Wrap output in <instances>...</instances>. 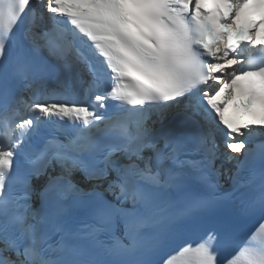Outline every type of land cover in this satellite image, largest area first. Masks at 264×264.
Segmentation results:
<instances>
[{
  "label": "snow or ice",
  "instance_id": "obj_1",
  "mask_svg": "<svg viewBox=\"0 0 264 264\" xmlns=\"http://www.w3.org/2000/svg\"><path fill=\"white\" fill-rule=\"evenodd\" d=\"M261 27L264 0H0V264H264Z\"/></svg>",
  "mask_w": 264,
  "mask_h": 264
}]
</instances>
